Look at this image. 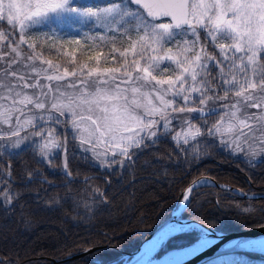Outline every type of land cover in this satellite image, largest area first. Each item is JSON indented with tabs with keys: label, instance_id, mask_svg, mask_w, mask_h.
Masks as SVG:
<instances>
[{
	"label": "snow or ice",
	"instance_id": "6c2138e0",
	"mask_svg": "<svg viewBox=\"0 0 264 264\" xmlns=\"http://www.w3.org/2000/svg\"><path fill=\"white\" fill-rule=\"evenodd\" d=\"M84 28V43L99 50L96 67L73 58L70 70L49 58L65 43L82 46L62 37ZM108 60L113 66L102 67ZM62 123L102 167H124L134 149L169 134L193 158L201 143L218 140L234 155L251 156L247 163L255 166L264 154V0H0V158L19 156L10 149L23 151L25 140L39 137L33 143L40 155L51 164L63 150L65 175L72 176L68 137L53 126ZM11 177V164L6 174L0 168V197L8 204L17 195L4 187ZM207 183L193 181L183 201ZM195 228L168 225L142 264H183L207 248L201 229L197 242L173 258L150 259L169 237ZM236 245L264 249V240Z\"/></svg>",
	"mask_w": 264,
	"mask_h": 264
},
{
	"label": "trees",
	"instance_id": "16d2710c",
	"mask_svg": "<svg viewBox=\"0 0 264 264\" xmlns=\"http://www.w3.org/2000/svg\"><path fill=\"white\" fill-rule=\"evenodd\" d=\"M66 38L63 36V41H69ZM65 51L73 52L79 65L94 61L99 50L89 44L65 43L60 55L53 51L49 58L62 63L65 57L70 59ZM176 122L173 120V125ZM58 131L68 137L67 170L72 176L65 175L63 150L51 164L31 147L18 150L20 154L15 158H0L5 174L11 164L12 177L4 187L10 194H17L11 204L0 197V261L4 264H119L124 253L135 249L170 215L185 187L202 174L248 193H264V162H260L264 158L253 161L252 166L243 157L231 155L218 141L201 143L198 158H193L176 147L170 134L161 135L156 144L134 149L136 155L126 160L124 167L115 164L101 169L80 152L71 130ZM29 172L34 175L29 177ZM189 200L182 217L217 230L235 231L264 224V197L244 198L204 185L193 189ZM198 235L197 229L177 233L165 241L157 255L190 243ZM94 245L105 247L52 261ZM219 260L264 264V254L236 251L199 264H217Z\"/></svg>",
	"mask_w": 264,
	"mask_h": 264
},
{
	"label": "water",
	"instance_id": "95a60500",
	"mask_svg": "<svg viewBox=\"0 0 264 264\" xmlns=\"http://www.w3.org/2000/svg\"><path fill=\"white\" fill-rule=\"evenodd\" d=\"M196 180H207L209 183L207 185H213L217 188L223 189V190H228L233 193H237L241 195L244 198H262L264 197V193H248L240 188H237L232 185H227V184H222L218 183L215 179L208 175H201L195 178L193 181ZM191 181L185 189H187L192 182ZM206 185V184H201ZM184 189V191H185ZM184 191H183V196H184ZM190 199V197H189ZM188 203H185L183 201V197L180 200V197L177 199L174 209L172 210L171 214L165 218L163 221L158 223L152 230L151 232L141 241V243L133 250L128 251L125 253V259L120 263V264H142V261L144 260L145 256L144 253L146 249L150 246V244L153 242V240L157 237V235L168 225L170 224H176L179 223L181 225L187 224V225H195L196 229L199 230V236L201 235L200 230L202 229L204 232L207 233V239L210 240L209 246L200 252L196 253L193 256H190L186 258L183 262V264H199L206 259H209L213 256L224 254V253H230V252H236V251H252V252H258L261 254H264V251L252 248V247H238L236 245L237 241L241 240H247V241H258L264 239V224L256 225L253 227L245 228L242 230H235V231H221L217 230L215 228H212L210 226H207L197 220L191 219V218H185L181 217V213L184 210ZM198 239V238H197ZM197 239L187 243L185 245L175 247L172 249L167 250L163 254H161L159 257H155L152 260L157 261V262H163L165 259H163L164 254H166L169 251H174V250H179L182 248L186 247H191L193 244L197 242ZM105 247L104 245H94V246H89L85 248L84 250L73 253L70 255L65 256L62 259H52L53 262L57 261H64L68 259H72L75 257H79L81 255H84L86 253L95 251L97 249Z\"/></svg>",
	"mask_w": 264,
	"mask_h": 264
},
{
	"label": "rangeland",
	"instance_id": "374dc122",
	"mask_svg": "<svg viewBox=\"0 0 264 264\" xmlns=\"http://www.w3.org/2000/svg\"><path fill=\"white\" fill-rule=\"evenodd\" d=\"M4 27H6V25H4ZM85 34H89V30L87 29V28H84L82 31H81V33L79 34V35H76V34H70V35H66L67 36V40H74V38H73V36H76L77 38H78V40H81L83 43H84V35ZM96 33L95 32H93V33H91V35H95ZM73 35V36H72ZM84 44H89V45H91V43H84ZM26 50V49H25ZM107 49H105V51H106ZM209 51H212V49H211V47L209 48ZM65 52H67V53H69V57H70V59L69 58H67V57H65L64 58V60L62 61V63L61 64H67V66L69 67V69L71 70V68L74 66V64L72 63V61H73V58H74V53L73 52H69V51H65ZM74 63H75V65H78L77 64V62L76 61H74ZM81 64H84V65H87L88 67H96V60H94V61H91V62H87V63H81ZM80 65V64H79ZM101 66L102 67H111V66H113V62L110 60V61H108V62H106L105 63V65L103 64V61H102V64H101ZM209 107H212V105L211 104H209ZM64 119H66V117H61V120L63 121ZM177 122H176V124L179 122L178 120H176ZM214 122V120L213 121H210L209 122V126L211 125V123H213ZM54 127H56V130H57V134L59 135V131L58 130H71V133H72V129H71V127H70V125H67V124H64V123H62L61 125H53ZM65 133V132H64ZM24 135H26V133H24V132H22L21 133V136H24ZM72 136H73V134H72ZM72 139H73V137H71ZM39 140H40V138L39 137H29V139L28 140H25L22 144H21V146H20V148L21 149H23V148H26L25 147V145H33V147H31L32 149H35V150H37L38 152H39V149L37 148V147H35L34 146V143L33 142H39ZM218 141V140H217ZM75 142V144L77 145V147L79 148V150H80V152L81 153H84V154H86L88 157H90L91 159H92V154L90 153V152H87V153H85L82 149H81V147H80V142H79V140H75L74 141ZM218 143H219V141H218ZM219 146H221L220 144H219ZM227 149V148H226ZM11 151H13V152H16V151H18V150H20V149H15V148H13V149H10ZM62 151V150H61ZM226 151H228V152H230L231 153V150L230 149H227ZM40 154V153H39ZM231 155H233V156H241V157H243L244 159H246V160H252L253 158L251 157V156H245L243 153H240V154H238V155H234V154H232L231 153ZM42 157V156H41ZM51 157H49V159H50ZM264 158V154H261V155H259V156H257V157H255V159L253 160V161H257V160H260V159H263ZM42 159L44 160V162L45 163H48V160H46V159H44L43 157H42ZM92 161H93V163L97 166V167H99V168H101V169H103V168H106V167H102V166H100V164H99V162L98 161H96V160H94V159H92ZM90 176H94L93 174H90L89 175V177ZM198 233H199V231H198ZM164 245V243L161 245V246H163ZM160 246V247H161ZM160 255H157L156 256V254H153V258L154 257H159Z\"/></svg>",
	"mask_w": 264,
	"mask_h": 264
},
{
	"label": "bare ground",
	"instance_id": "6f19581e",
	"mask_svg": "<svg viewBox=\"0 0 264 264\" xmlns=\"http://www.w3.org/2000/svg\"><path fill=\"white\" fill-rule=\"evenodd\" d=\"M172 224H173V223H172ZM167 227H168V226H167ZM164 229H165V228H164ZM164 229H163V230H164ZM163 230H162V231H163ZM159 234H160V233H159ZM159 234H158V235H159ZM158 235H157V237H158ZM157 237H156V238H157ZM156 238H155V239H156ZM155 239H154V240H155ZM154 240H153V241H154ZM208 240H209V239H208ZM262 240H264V239H262ZM258 241H260V240H258ZM209 242H210V240H209ZM252 248H256V249H259V250L264 251V249H261V248H259V247H252ZM182 249H184V248H182ZM182 249L167 252L166 254H164L163 259L167 260V259L173 258V254L176 253V252H178V251H181ZM157 250H158V249H157ZM157 250H156V251H157ZM156 251H155V252H156ZM155 252H154V253H155ZM154 253H153V254H154ZM153 254H152V256L150 257V259H153ZM144 259H145V258H144Z\"/></svg>",
	"mask_w": 264,
	"mask_h": 264
},
{
	"label": "flooded vegetation",
	"instance_id": "af4514ba",
	"mask_svg": "<svg viewBox=\"0 0 264 264\" xmlns=\"http://www.w3.org/2000/svg\"><path fill=\"white\" fill-rule=\"evenodd\" d=\"M202 175H203V174H202ZM204 175H206V174H204ZM199 176H201V175H199ZM208 176H209V175H208ZM197 177H198V176H197ZM197 177H196V178H197ZM210 177H211V176H210ZM212 178H213V177H212ZM213 179H214V178H213ZM217 182H218V181H217ZM218 183H221V182H218ZM225 184H226V183H225ZM203 186H204V185H203ZM199 187H200V186H199ZM227 191H228V190H227Z\"/></svg>",
	"mask_w": 264,
	"mask_h": 264
}]
</instances>
